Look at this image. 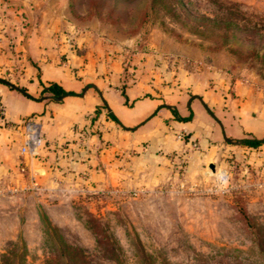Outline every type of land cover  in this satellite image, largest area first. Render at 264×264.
Returning <instances> with one entry per match:
<instances>
[{"label":"crops","instance_id":"1","mask_svg":"<svg viewBox=\"0 0 264 264\" xmlns=\"http://www.w3.org/2000/svg\"><path fill=\"white\" fill-rule=\"evenodd\" d=\"M136 44L76 18L69 0H0V192L35 191L50 211L82 193L172 178L176 168L202 175L240 139L264 138V86L227 73V52L154 35L128 78ZM177 56L201 64L169 59ZM28 118L42 124L37 161L20 155Z\"/></svg>","mask_w":264,"mask_h":264},{"label":"rangeland","instance_id":"2","mask_svg":"<svg viewBox=\"0 0 264 264\" xmlns=\"http://www.w3.org/2000/svg\"><path fill=\"white\" fill-rule=\"evenodd\" d=\"M78 19H96L135 37L133 56L167 36L232 58L226 69L264 86V0H69ZM69 7V8H70ZM185 62L184 67L200 65ZM171 57L169 59H175ZM244 73V74H243ZM227 179L207 166L188 177L86 192L50 210L32 190L0 192V252L10 242L27 264H259L264 251V155L235 142L217 160ZM208 170L210 173L207 174ZM73 249V250H72ZM253 251V252H252Z\"/></svg>","mask_w":264,"mask_h":264},{"label":"built area","instance_id":"3","mask_svg":"<svg viewBox=\"0 0 264 264\" xmlns=\"http://www.w3.org/2000/svg\"><path fill=\"white\" fill-rule=\"evenodd\" d=\"M173 61L176 64H181L185 66V62H182L180 59H173ZM135 73L134 67H128L126 70V75L129 78H132ZM5 108L0 103V114H4ZM21 129V136L23 138L22 144L20 146V155L23 159H29L34 160V158L37 156L39 157L40 150L44 147L43 143V135H42V124L38 120H35L33 118L25 119L20 124ZM24 165L21 166V171H24ZM180 169H183L182 167ZM183 171V170H182ZM214 177V179L217 182L225 181L227 179V175L225 171L218 169L215 167L213 173H211ZM33 182L35 186H38L36 181L33 178ZM6 193H16L20 191V188L18 187H10L7 188Z\"/></svg>","mask_w":264,"mask_h":264},{"label":"trees","instance_id":"4","mask_svg":"<svg viewBox=\"0 0 264 264\" xmlns=\"http://www.w3.org/2000/svg\"><path fill=\"white\" fill-rule=\"evenodd\" d=\"M70 11L75 16L71 7H70ZM48 89H50V91L55 94H59V91H61V90H58V88H56L54 84H51L48 87ZM237 143L245 148L256 150L258 149L259 145L264 143V138L262 139L244 138V139H240ZM9 244H10L9 249L5 250L4 252H0V264H27L26 248L24 246L19 247L15 242H10ZM256 246L259 249L257 253V255L259 256V264H264V251H262V249L259 247V243L256 242ZM54 259H58V258L56 257L55 258L50 257L49 259L46 258L45 262L46 264H49V263H52L53 262L52 260ZM66 259H68L66 264H76V263H79L80 260H81V263H83V260L80 258V256H76V255L69 256Z\"/></svg>","mask_w":264,"mask_h":264},{"label":"water","instance_id":"5","mask_svg":"<svg viewBox=\"0 0 264 264\" xmlns=\"http://www.w3.org/2000/svg\"><path fill=\"white\" fill-rule=\"evenodd\" d=\"M34 160L37 161V160H38V157L36 156V157L34 158ZM208 167H209V169L212 170V171H214V169H215L214 163H209V164H208Z\"/></svg>","mask_w":264,"mask_h":264},{"label":"bare ground","instance_id":"6","mask_svg":"<svg viewBox=\"0 0 264 264\" xmlns=\"http://www.w3.org/2000/svg\"><path fill=\"white\" fill-rule=\"evenodd\" d=\"M211 173H213V172H211Z\"/></svg>","mask_w":264,"mask_h":264}]
</instances>
